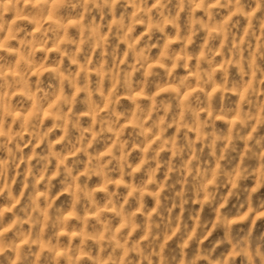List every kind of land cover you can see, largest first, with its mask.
<instances>
[{"label": "clouds", "instance_id": "obj_1", "mask_svg": "<svg viewBox=\"0 0 264 264\" xmlns=\"http://www.w3.org/2000/svg\"><path fill=\"white\" fill-rule=\"evenodd\" d=\"M0 264H264V0H0Z\"/></svg>", "mask_w": 264, "mask_h": 264}]
</instances>
